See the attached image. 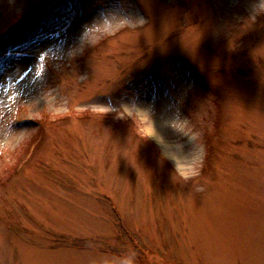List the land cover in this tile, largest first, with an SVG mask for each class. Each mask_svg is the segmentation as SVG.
Returning <instances> with one entry per match:
<instances>
[{
	"label": "rangeland",
	"instance_id": "obj_1",
	"mask_svg": "<svg viewBox=\"0 0 264 264\" xmlns=\"http://www.w3.org/2000/svg\"><path fill=\"white\" fill-rule=\"evenodd\" d=\"M130 255L264 264V0H0V264Z\"/></svg>",
	"mask_w": 264,
	"mask_h": 264
},
{
	"label": "clouds",
	"instance_id": "obj_2",
	"mask_svg": "<svg viewBox=\"0 0 264 264\" xmlns=\"http://www.w3.org/2000/svg\"><path fill=\"white\" fill-rule=\"evenodd\" d=\"M123 264H133V256L130 255L124 262Z\"/></svg>",
	"mask_w": 264,
	"mask_h": 264
},
{
	"label": "bare ground",
	"instance_id": "obj_3",
	"mask_svg": "<svg viewBox=\"0 0 264 264\" xmlns=\"http://www.w3.org/2000/svg\"><path fill=\"white\" fill-rule=\"evenodd\" d=\"M53 47L55 48V47H56V45L54 44V45H53Z\"/></svg>",
	"mask_w": 264,
	"mask_h": 264
}]
</instances>
